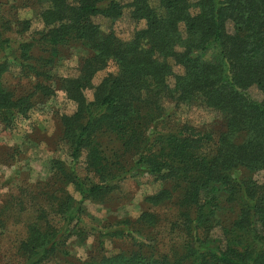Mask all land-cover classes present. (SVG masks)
<instances>
[{
    "label": "trees",
    "instance_id": "obj_1",
    "mask_svg": "<svg viewBox=\"0 0 264 264\" xmlns=\"http://www.w3.org/2000/svg\"><path fill=\"white\" fill-rule=\"evenodd\" d=\"M35 2L43 25L40 37L52 50L74 40L90 51L78 75L62 79L66 97L76 106L60 117V123L72 158L86 149L88 170L97 174L98 182L84 181L76 168H62L65 180L75 185L81 198L74 200L67 193L54 198L53 213L59 223L48 218L46 209L27 223L18 247L24 264H42L56 253L65 242L66 230L72 232L80 220L83 200L103 198L109 182L122 176L108 172L98 139L103 134L120 139L123 152L137 153L131 168L142 165L149 173L179 179L185 185L183 206L208 210L226 196L237 208L215 241L196 236L187 245L189 259L180 255L150 259L147 250L141 251L145 243L139 242L136 251L81 264H264V179L259 183L230 175L237 168L264 170V0ZM125 11L134 21H144L128 39L113 30L103 31L95 22L98 17L113 22ZM30 45H20L22 58L29 57ZM212 50L217 51L215 58H202ZM110 61L116 71L92 86L93 98L87 100L84 89ZM21 66L24 72L26 66ZM7 68V61H0V77ZM254 89L258 97L251 93ZM166 100L222 113L223 129L213 136L184 123L173 130L158 128L151 138L148 126L162 115ZM29 105V95L15 97L0 80V117L6 120L13 109L23 113ZM169 198V191L163 189L146 200L158 205ZM156 221V213L143 211L124 224Z\"/></svg>",
    "mask_w": 264,
    "mask_h": 264
},
{
    "label": "rangeland",
    "instance_id": "obj_2",
    "mask_svg": "<svg viewBox=\"0 0 264 264\" xmlns=\"http://www.w3.org/2000/svg\"><path fill=\"white\" fill-rule=\"evenodd\" d=\"M38 12L35 0H0V61L8 63L0 77L1 85L15 97L29 95L30 100L25 112L13 109L5 115L6 120L0 117V264L25 263L18 247L27 223L34 221L39 211L46 209L48 218L59 223L53 213L54 198L65 193L74 200L81 198L75 185L65 180L63 167L76 168L86 182H98L97 174L88 170L86 149L72 158L71 144L63 138L60 123V117L73 112L76 106L66 97L62 79L77 76L90 51L74 40L52 50L40 37L43 25ZM95 22L103 31L113 30L122 39H128L133 30L144 26L143 20L134 21L126 11L113 22L104 17ZM24 43L31 44L26 59L20 53ZM216 56L217 51L212 50L202 58ZM21 64L26 66L24 72ZM115 71L111 61L98 70L90 86L84 89L86 99L93 98L92 86ZM251 93L259 96L255 89ZM152 123L147 129L151 138L158 128L173 130L184 123L216 136L223 129L224 116L196 103L175 104L166 100L162 115H156ZM98 139L108 172L122 176L109 182L103 198L83 200L76 227L72 232L66 230L63 245L42 264H81L101 256L136 251L139 242L145 243L141 251L147 250L145 255L150 259L180 255L186 260L187 245L196 236L213 242L221 234L222 224L232 218L237 207L226 196L208 210L198 212L183 206L180 202L185 185L179 179L149 173L142 165L131 168L138 158L136 152H123L120 139L113 134H103ZM230 173L236 179L259 183L264 179V170L259 169L237 168ZM163 189L170 193L166 202L151 205L146 200ZM143 211L156 213L157 221L151 225L124 224V220L133 221ZM193 218L196 219L192 221Z\"/></svg>",
    "mask_w": 264,
    "mask_h": 264
}]
</instances>
